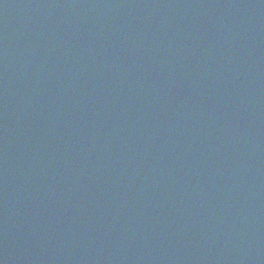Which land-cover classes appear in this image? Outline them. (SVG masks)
Wrapping results in <instances>:
<instances>
[{"label": "water", "instance_id": "1", "mask_svg": "<svg viewBox=\"0 0 264 264\" xmlns=\"http://www.w3.org/2000/svg\"><path fill=\"white\" fill-rule=\"evenodd\" d=\"M0 264H264V0H0Z\"/></svg>", "mask_w": 264, "mask_h": 264}]
</instances>
